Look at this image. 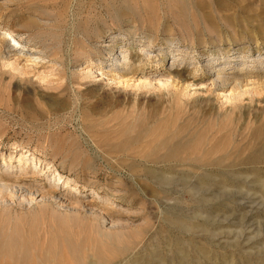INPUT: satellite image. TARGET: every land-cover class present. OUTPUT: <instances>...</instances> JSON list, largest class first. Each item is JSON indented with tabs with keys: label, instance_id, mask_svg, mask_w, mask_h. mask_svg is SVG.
Returning a JSON list of instances; mask_svg holds the SVG:
<instances>
[{
	"label": "rangeland",
	"instance_id": "rangeland-1",
	"mask_svg": "<svg viewBox=\"0 0 264 264\" xmlns=\"http://www.w3.org/2000/svg\"><path fill=\"white\" fill-rule=\"evenodd\" d=\"M4 26L47 58L35 64L21 55L13 67V57L0 58V171L24 164L45 174L37 159L47 158L54 161L50 182L57 168L76 180L80 190L114 193L124 203L109 214L123 219L125 227L111 230L107 221L84 211L44 206L35 208L36 217L22 215L25 228L37 220L26 228L33 232L27 233L34 253L31 264H264V188L258 186L264 180V163L257 169L246 163L228 166L235 172H214L202 188L189 185L199 176L174 178L176 186L164 188L156 178L114 171L122 134L141 119L147 118L149 127L158 121L172 123L173 116L175 124L186 122L188 116L170 101L172 94L181 98L176 97L180 104L188 103V109L194 99L209 98L224 115L233 107L229 89L212 92L207 78L176 85L156 62L136 86L133 80L127 86L130 75H106L93 59L99 56L93 47L118 34L128 35L131 57L147 37L153 41L152 51L171 41L174 49L189 54L216 49L264 54V0H0V30ZM67 57L71 64L66 71L62 62ZM253 87L243 83L246 93L238 103L264 118V103L257 102ZM95 92L116 93L119 101L98 106L91 98ZM160 95L161 109L150 112ZM24 104L35 112L45 109L44 115L25 119L20 111ZM76 104L80 112L72 116ZM13 142L27 150L21 162L19 153L11 160L7 156ZM15 189L12 199L18 202Z\"/></svg>",
	"mask_w": 264,
	"mask_h": 264
},
{
	"label": "bare ground",
	"instance_id": "bare-ground-1",
	"mask_svg": "<svg viewBox=\"0 0 264 264\" xmlns=\"http://www.w3.org/2000/svg\"><path fill=\"white\" fill-rule=\"evenodd\" d=\"M127 36L124 34L109 36L103 45L93 47V51L99 55L93 59L101 69H105L106 75L108 73L117 74L120 71L123 75H130L126 80L127 86L131 80H133L132 86H136L135 81L141 80L144 70L152 68L153 63L156 62V65L166 69L173 83L177 82L176 85L180 83L183 85L185 82H201L207 78L213 87L212 92H223L229 89L233 107L222 115L215 110L211 104V99L198 98L190 102L188 109L186 107L188 103L180 104L179 99H177L180 97L175 96V93L172 94L170 101L176 102L179 113L183 112V115L188 116L186 122L182 125L175 124L173 121L176 120H172L173 116L171 118L172 123H159L161 121H158L157 125L149 127L147 118H144L129 130H125L123 134V131H120L124 137L119 147L121 149L120 155H116L115 159L117 168L114 171L117 174L122 175L124 172L130 177H145V179L146 177H153L156 178L157 182L155 183L164 188L175 187L178 178L186 181L185 179L189 176H199L200 180L192 184L189 182V185L193 188H202L208 186L207 177L214 172H235L234 168H226L228 166L246 163L252 165L253 169H257V165L264 163V118L257 112L258 110L244 108L238 103L242 101V96L246 93V91L241 90L244 82H251V85L254 86L251 93L258 96V103H264L263 52L257 51L252 54L248 53L249 51L241 53L240 51L228 52L223 49H216L207 53L192 51L189 54L183 53L178 48L174 49L171 41H165L164 46H159L152 51L153 41L147 37L145 38L146 41L140 40V44L134 50L136 57H131L132 52L127 46ZM0 40V58L10 59L13 57L14 63H9L12 67L14 64H18L21 55H27L28 60L35 64L47 58L44 52L31 46L5 26L0 30ZM70 64V57L62 62L66 71L70 68ZM176 85L172 84L171 86L175 87ZM91 98L98 106L111 105L119 101V96L116 93L110 95L95 92ZM26 101L28 102V100ZM163 102L162 96H157L150 104L149 111H158ZM184 107L188 109L186 112L183 110ZM169 109L171 108L169 107ZM44 110L35 112V109H28L27 104H24V108L20 111L22 117L31 121L35 114L44 115ZM78 112L80 109L76 104L71 114L73 116ZM101 137L103 138L104 135ZM24 148L13 142L7 156L11 160L15 153H19L18 160L21 162L25 156L23 154L27 152V150L23 151ZM50 152H52L51 149ZM0 156L4 157V153H0ZM37 161L40 167L43 164V169L46 168L45 174L40 173L35 167L24 166V164L14 171H0V211L3 213L0 214V264H31L34 253L29 246L31 242H28L30 240H28L29 228V233L26 228L37 220H33L25 228L22 222L25 220V216L22 217V215L34 213L37 211V209L35 210L36 207L47 206L53 210L56 209L58 212L61 210L72 213L82 211L83 214L84 211L94 219L107 221L110 230L125 227L126 223L123 219L109 214V212L116 210V206L124 204L115 197L114 193L100 196L98 192H87L85 187L80 190L76 180L62 174L57 168L54 169V180L50 182L49 174L51 173L49 171L51 172L54 161L40 157ZM227 169L231 171H227ZM226 181L223 183L228 185L229 181ZM236 183L234 182L233 185ZM237 185L243 184L239 182ZM258 186L264 188V180L260 181ZM12 187L16 188L15 191L17 190L19 194L20 200L18 202L12 199L14 197H12L14 194H12L13 190L11 191ZM23 202L27 204L25 205ZM41 208L39 209L41 210ZM125 208L127 210V207ZM40 210L37 213L41 215ZM49 210L51 209L47 211ZM64 215L66 214L64 213ZM36 216L38 214H34L32 217ZM60 216L58 219L61 218ZM34 223L31 225H35ZM30 228L32 227L30 226ZM33 229L32 231H34ZM31 233L30 235H32ZM101 235L103 236L102 233ZM106 235L109 236L107 233ZM32 239L34 240V237ZM33 245L35 246L33 249L36 248V245ZM45 261L46 259L44 263Z\"/></svg>",
	"mask_w": 264,
	"mask_h": 264
}]
</instances>
